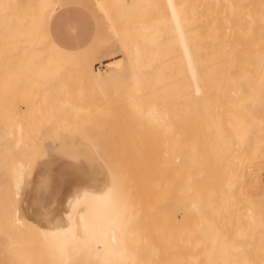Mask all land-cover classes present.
Listing matches in <instances>:
<instances>
[{
	"label": "bare ground",
	"instance_id": "obj_1",
	"mask_svg": "<svg viewBox=\"0 0 264 264\" xmlns=\"http://www.w3.org/2000/svg\"><path fill=\"white\" fill-rule=\"evenodd\" d=\"M120 16L124 55L106 67L130 77L119 104L146 121L118 131L151 145L117 154V173L92 154L104 180L58 197L46 244L61 264H264L250 239L264 236V0H133ZM93 64L79 70L105 79ZM27 168H11L15 196Z\"/></svg>",
	"mask_w": 264,
	"mask_h": 264
},
{
	"label": "rangeland",
	"instance_id": "obj_2",
	"mask_svg": "<svg viewBox=\"0 0 264 264\" xmlns=\"http://www.w3.org/2000/svg\"><path fill=\"white\" fill-rule=\"evenodd\" d=\"M132 1L0 0V264H61L42 235L56 224L58 197L67 189L104 180V168L96 165L94 154L104 155L107 163L102 158L103 162L117 173V154L126 148L144 151L148 141L142 143L140 134L126 130L127 143V137L122 139L126 128L118 131L121 123L139 127L146 121L140 110L119 104L124 101L123 84L130 77L106 67L107 62L123 58L118 38L125 32L117 33L122 25L119 18L131 9ZM67 5L82 8L87 18V37L73 48L59 44L49 30L54 13ZM82 60H93L94 70L105 72L106 80L81 72ZM112 78L117 81L112 83ZM86 155L96 172L90 178ZM16 162L28 165L19 196L14 195L11 180ZM259 162L257 174L264 184V158ZM241 202V210L237 204L233 208L246 211L241 214L245 215L249 202ZM254 206H260L264 215V201ZM169 207L178 213L176 206ZM15 210L21 222L15 220ZM253 236L250 239L258 237V243H264V236Z\"/></svg>",
	"mask_w": 264,
	"mask_h": 264
},
{
	"label": "crops",
	"instance_id": "obj_3",
	"mask_svg": "<svg viewBox=\"0 0 264 264\" xmlns=\"http://www.w3.org/2000/svg\"><path fill=\"white\" fill-rule=\"evenodd\" d=\"M86 12L74 5L59 8L49 22V30L56 41L64 47L73 48L84 43L87 37ZM75 25L74 31L71 27Z\"/></svg>",
	"mask_w": 264,
	"mask_h": 264
}]
</instances>
